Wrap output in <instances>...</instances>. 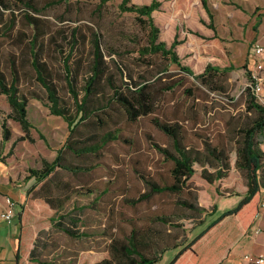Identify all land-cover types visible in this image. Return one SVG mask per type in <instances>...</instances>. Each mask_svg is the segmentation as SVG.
<instances>
[{
  "label": "trees",
  "instance_id": "1",
  "mask_svg": "<svg viewBox=\"0 0 264 264\" xmlns=\"http://www.w3.org/2000/svg\"><path fill=\"white\" fill-rule=\"evenodd\" d=\"M75 2L78 0H74ZM97 8L111 0H96ZM25 12L21 15L10 13L5 0H0V95H4L10 107L9 118L18 122L24 135L19 140L29 139L31 124L27 119V102L29 98L47 100V106L52 114L62 117L67 123L68 135L62 149H59L51 162L44 161L40 169H30L34 182L26 191V198L18 205L15 219L18 225V235L14 253L15 264H67L50 259H40L35 254L36 236L46 230L62 217L65 202L69 194L62 196L51 193H42L37 187L45 182L57 169L72 171L73 166L60 163L62 150H69L75 155L98 152L101 148L115 140L132 145L133 151H138L136 139L132 141L125 137L120 128L115 132L105 131L101 135L89 133L84 136L75 134L79 124L103 125L107 116V109L117 107L122 113L126 126L133 127L145 118L152 116L156 109V98L161 94L172 92L176 86H182L173 75L168 72L167 66L157 69L154 81L143 79L133 80L130 76L124 79L123 68L119 62L112 59L113 52H105L103 42L96 28L85 24L87 28L81 29L75 25L65 29L61 24L56 26L44 17L31 0H21ZM202 6L210 22L204 25L214 34L204 37L200 33L191 32L208 41L218 39L213 25V14L206 0H201ZM74 4V3H73ZM47 6H71L69 0H47ZM161 2L151 0L148 4H135L131 0H120L118 8L121 12L135 13L136 20L146 28V41L138 48L140 58L146 56L158 57L171 62L180 72L193 78L192 85L183 89L193 99L206 101L212 93H223L227 90L217 81V76L233 67L229 64L223 68L206 64L200 73L193 71L180 62L176 47L182 41L175 33L169 45L158 40L159 28L155 25L152 12L159 10ZM6 12L11 15L8 17ZM66 19L59 17V23ZM71 20V19H68ZM76 20L80 21V18ZM258 22V21H257ZM256 22V23H257ZM61 36V38H57ZM50 51L63 54L60 59V71L49 64L46 57ZM78 52V54L76 53ZM223 60L225 53L210 51ZM109 56V59H106ZM144 60V59H143ZM146 63H151L146 58ZM25 64L29 65L35 83L44 93L20 88L22 83L21 71ZM116 69L121 79L115 80L113 70ZM163 75V76H162ZM247 84L241 91L245 102V115L238 119L234 125L226 122L230 129L226 131V139L222 135L211 137L209 132L193 133L195 143L185 142L186 129L175 113L174 121L150 117V123L169 139V147L161 146L147 139L153 148L168 162L165 173L156 178L147 172L136 170L137 178L143 185L128 192L125 184L119 187L121 196L120 206L136 211L141 203H150L155 195H170L179 197L191 188H200L205 194L201 203L191 202L188 199H176L172 208H152L144 216L140 214L125 215L123 210L113 211L114 223L102 227V235L110 237L103 252L89 253L85 251L79 255L71 251L68 258L71 264H153L162 252L169 248H179L168 264H220L244 235L259 214L261 203V190L264 188V151L258 134L264 132V102L258 100L253 91L255 81L250 70H246ZM166 78V79H164ZM155 82L157 85H155ZM178 116V117H177ZM182 118V119H181ZM117 132V133H116ZM11 131L6 121L1 122L0 162L11 151L3 153L4 142L9 140ZM71 138L73 140H71ZM226 141L234 142V153L231 156ZM134 163L137 159L130 158ZM136 160V161H134ZM141 169V168H140ZM36 191L33 199L29 197ZM227 196H240L238 203L231 209L221 213L217 218L205 226L198 234L186 243L178 239H169L156 225L181 226L175 219L183 220L175 203L197 211L198 214L210 209L213 213L217 203ZM190 196V193H189ZM203 204V205H202ZM39 205V207H38ZM206 206V207H205ZM178 209V213L175 210ZM116 216L117 218H115ZM119 222H124L127 229H123ZM182 222V221H180ZM62 227V226H61ZM67 233L72 231L62 227ZM191 227H184L189 230ZM194 228V227H193ZM108 231H105V230ZM118 230L119 235L113 232Z\"/></svg>",
  "mask_w": 264,
  "mask_h": 264
},
{
  "label": "rangeland",
  "instance_id": "2",
  "mask_svg": "<svg viewBox=\"0 0 264 264\" xmlns=\"http://www.w3.org/2000/svg\"><path fill=\"white\" fill-rule=\"evenodd\" d=\"M46 1L31 0L41 14L56 26L61 24L65 29H69L78 25L81 29H86V32L85 24L96 28L101 36L104 51L113 52L112 59L117 60L123 68L124 75L127 74L124 76L125 80L130 76L137 81L145 78L154 81L157 69L162 65L167 66V71L183 85L176 86L172 92L158 96L157 111L151 115L153 117L157 115L171 122L176 117L175 113L179 115V118H184H181L180 123L186 129L184 141L187 144L195 143L196 137L193 133L209 132L211 137L217 138L218 135H222L226 139L224 133L231 126H227L226 122L234 125L245 115V102L241 91L248 81L246 70L254 68V62L262 64L258 72L261 90L257 97L260 102H264V56H255L253 50L256 45L264 47V0H206L213 14V25L218 36V39L214 41H208L191 33L197 31L204 37L214 34L201 22L202 20L205 23L210 22L201 0H158L161 2L159 10L152 12L153 21L159 28L158 40L165 41L169 45L176 33L178 39L182 41L177 45L176 50L183 65L188 66L195 74L200 73L206 64L219 68L230 64L233 67L217 76V81L224 85L227 92L212 93L206 101L193 99L183 92L184 88L192 85L193 78L180 72L175 64L158 57L146 56L144 60L139 57L138 48L146 41V28L136 20L135 13L119 10L120 0H111L99 9L96 0L76 2L69 0L71 2L69 8H65L64 5L47 6ZM150 1L131 0L135 4H148ZM5 2L11 9L10 13L21 15L25 12L21 0H5ZM10 13L6 12L8 17ZM59 17L66 20L59 23L57 21ZM77 18H80V21L76 20ZM57 38L60 39L61 36ZM210 51L225 53L226 58L222 60L215 57L209 54ZM48 52L50 54L45 57L58 75L61 69L60 59L65 56L67 50L60 55L55 51L48 50ZM109 58L106 56V59ZM146 58L151 65L146 63ZM113 73V78L119 81L121 77L117 70L114 69ZM21 75L20 88L23 91L33 89L44 96L33 79L29 65L25 64ZM155 85H157L156 82ZM46 102L45 98L43 100L28 99L27 119L31 124L29 136L32 140H19L24 132L18 122L8 117L10 107L5 96L0 95V140L3 120L11 131L9 140L3 145V153L11 151V154L5 157L4 162H0V212L8 206V200L14 203V211H17L18 205L27 196L26 191L34 182V178L29 176L30 169H40L44 161L51 162L57 151L63 148L68 135L67 123L62 117L52 114ZM106 111L107 116L102 115L105 120L103 125L81 123L77 126L75 134L84 136L94 132L101 135L105 131L115 132L118 127L130 141L136 139L138 151H133L132 145L121 140H115L95 153L75 155L69 150H62L60 163L75 168L72 171L57 169L45 182L37 185L39 189H42L39 190L42 193L70 195L64 204V210L61 211L63 216L56 217V221L59 222L36 236L35 255L42 260L50 259L54 262L58 260L60 263L65 261L71 264V259L68 258L71 256V251H77L79 255L88 250L89 253L105 251L110 237L102 235L101 232L104 225L114 223L111 207L113 211L123 210L127 216L130 214L144 216L152 208L174 207L173 203L176 199L186 198L194 203L199 202L200 205L205 195L202 189L191 188L179 197L166 194L155 195L150 203L138 205L136 211L120 206L121 196L118 193L122 183L128 188L126 193L132 194L131 192L137 188L143 191L144 187L137 178L135 169L158 178L165 173L168 165L163 156L153 148L146 135L149 134L151 141L161 146L169 147L170 145L169 139L150 123L152 116L143 118L130 130L117 107H111ZM257 139L261 141L260 147L264 151V132L258 134ZM226 144L232 156L234 142L226 141ZM130 158L137 161L134 160L136 161L134 163ZM36 191L38 190L29 194L31 199L36 195ZM239 199L240 196L225 194L211 214L206 206V211L201 210L198 214L197 211L175 203V207L177 206L180 210L176 209L175 212L179 211V214L184 216L183 220L175 219V223H180L181 226H164L158 223L156 227L169 239H178L186 243L221 213L233 208ZM261 202H264V188L261 190ZM3 223L0 220V247L7 259L0 264H15L14 253L18 235L15 216L8 225L16 234L14 237L7 238L8 240L2 238L5 234ZM119 225L127 229L124 222H119ZM61 226L72 233H67ZM184 227L191 228L185 230ZM113 233L120 236L118 230ZM260 239L261 244H264V238ZM178 249L164 250L153 264H168Z\"/></svg>",
  "mask_w": 264,
  "mask_h": 264
},
{
  "label": "crops",
  "instance_id": "3",
  "mask_svg": "<svg viewBox=\"0 0 264 264\" xmlns=\"http://www.w3.org/2000/svg\"><path fill=\"white\" fill-rule=\"evenodd\" d=\"M1 220V219H0ZM3 221V220H1ZM4 222V221H3ZM4 235L3 239L8 240L9 237H14V232L9 225L4 222ZM13 232V233H12ZM264 238V209H259V214L246 230L244 235L232 246L228 257L220 264H249L243 259L245 254L260 255L264 254V244H261V239ZM0 247V262L6 260L4 252Z\"/></svg>",
  "mask_w": 264,
  "mask_h": 264
},
{
  "label": "built area",
  "instance_id": "4",
  "mask_svg": "<svg viewBox=\"0 0 264 264\" xmlns=\"http://www.w3.org/2000/svg\"><path fill=\"white\" fill-rule=\"evenodd\" d=\"M253 50H254L255 56H257V57L264 56V47L262 45H256L253 48ZM254 64H255L254 68L249 69V70H250L251 77L255 81V85L253 86V91H254L255 95H258V93L261 90L258 72L262 68V64L261 63H255V62H254ZM8 203H9L8 206L0 212V219L3 220L4 222H6L7 224H10L14 218V215H15V211H14L15 207H14L13 202H10L8 200ZM260 208H264V202L260 203ZM243 258L249 264H264V254H260V255L245 254L243 256Z\"/></svg>",
  "mask_w": 264,
  "mask_h": 264
}]
</instances>
